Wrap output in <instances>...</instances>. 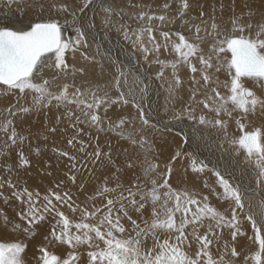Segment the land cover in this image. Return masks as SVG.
<instances>
[{
	"label": "snow or ice",
	"instance_id": "obj_1",
	"mask_svg": "<svg viewBox=\"0 0 264 264\" xmlns=\"http://www.w3.org/2000/svg\"><path fill=\"white\" fill-rule=\"evenodd\" d=\"M0 2L9 11L15 5L21 15L29 12L35 16L21 27L0 22V86L5 96L16 98L6 109L8 116L0 121V131L6 137L0 150V201L7 205L14 198L21 205L16 213L18 220L0 209V229L18 234L15 241L0 242V264H26L28 241L44 224L49 231L37 249L35 264H264V127L245 130L250 118L264 119V0H211L210 4L204 0H162L158 10L151 3L128 0L129 8L138 9L131 13L108 0H83L82 6L78 0ZM174 4L178 5L175 9ZM90 6L94 12L99 8L105 14V28L114 27L131 42L149 67L159 66L156 79L164 77L166 68L171 69L172 83L167 89L170 97L184 83L179 75L181 67L191 73L190 103L175 111L171 119L216 128L237 153H244L252 171L251 182L245 185L232 179L233 174L227 170L209 169L203 161L191 159L194 173L208 169L216 177L215 187L207 180L204 187L218 201L227 203V209L221 211L213 205L209 195L173 189L168 179L171 164L166 172H160L148 158L151 147L138 161L128 147L114 146L110 140L100 143L101 134H112L132 148L139 145L144 149V129H157V125L151 122L142 103L147 84L136 77L132 84L144 86L129 85L131 72L119 62L111 61L115 70L110 85L84 88L75 84L76 73L85 70L69 65L67 56L74 58L76 52L89 48V39H95L93 20L77 14ZM194 10L197 15H193ZM68 16L75 36L65 39L60 18L67 24ZM113 16L123 22L114 24ZM125 17L142 23L130 31ZM168 25L176 27L165 30ZM154 32H159L161 41ZM161 49L171 50L176 58L161 59ZM81 55L95 60L86 51ZM70 77L71 84L56 83ZM249 83L252 87L247 86ZM125 85H129L127 91ZM221 88L226 92L222 93ZM113 90L116 95H112ZM195 104L203 105L214 117L197 114ZM114 105L120 109L130 105L137 115L114 118L108 114ZM52 108L64 111L56 116L54 124H49L47 117ZM41 112L45 129L34 138L48 141L58 133L65 136L67 147H52L51 151L58 160L68 162L66 179L55 180L54 188L45 194L18 185L19 171L31 166L25 144L29 154L35 156H41L47 144L33 146L32 134H21L15 126L17 117L23 120ZM136 119L141 124L139 140L127 128ZM230 120L238 126L239 137H229ZM13 152L15 162L10 163ZM180 155L178 152L173 161ZM98 171H102V181L80 201L71 191V186L85 191L77 174L86 172L92 178ZM254 200L258 211L253 210ZM245 220L253 231L248 239L257 246L250 252L238 250V238L246 236ZM57 247H66V255L56 254L53 250Z\"/></svg>",
	"mask_w": 264,
	"mask_h": 264
},
{
	"label": "rangeland",
	"instance_id": "obj_2",
	"mask_svg": "<svg viewBox=\"0 0 264 264\" xmlns=\"http://www.w3.org/2000/svg\"><path fill=\"white\" fill-rule=\"evenodd\" d=\"M108 2L113 3V6L117 8L125 7L126 10L130 13L132 11H138V9H132L128 7V0H114V2L113 0H108ZM204 2L206 4H210L211 0H204ZM78 3L79 6H82L83 0H78ZM133 3H143V4L151 3L153 9L158 10V6L162 3V0H133ZM176 7H178V5L174 4L173 9H175ZM6 8L7 7H5L2 2H0V9L6 10V11H1L2 15L11 16L14 18L20 16V18H25V19H30V18L35 19V16L29 12H24V14L21 15L20 11L17 10L15 5H13L11 11H9V9ZM205 10L207 11L208 9L206 8ZM77 14L78 16H84L86 17V19L93 20L95 24V28L92 29L91 31L94 33L95 39H90V40L92 44L102 45V48H100L99 51L105 53L104 51L108 49V51L111 52V55H116L119 52L120 58L122 59L121 66L125 69V71L131 72V75L129 77V85L133 87L144 86L143 84L140 85L132 84V81L136 77H139L141 80L144 81V84H147L148 91L144 95L142 103H143L144 111L148 114L149 118L151 119V122L157 125V129H151V128L144 129L142 135H143V139L147 142L145 144L144 149H140L139 145H137L135 148H132L126 141H120L118 137L112 134H109L108 136L101 134L100 143L104 145L106 140H110L114 146L123 145L124 147H128L129 152L133 156H136L138 158V161H142L144 159L145 149L151 147V151L147 152L148 158L153 163H156L159 166L160 172H166L167 166L171 164L172 172L171 175L168 177V179L173 189L175 190L187 189L189 191L195 190L199 193L209 195V200L213 205L218 207L221 211L227 209L228 208L227 203L218 201L215 196L211 195L209 189H206L204 187L205 180H207L210 186L215 187L216 177L208 169H206L203 173H194L190 167L191 159L195 158L198 162L203 161L208 165L209 169H211L212 167H216L219 168L221 171L227 170L228 172H231L228 170L230 169V164H231V169H235V168L237 169L235 170V172H231L233 174L231 178L234 180H236L237 178L238 179L237 182L244 183L245 185L251 182L250 177L252 175V171L250 169V166L245 162L244 153L242 151L240 153H237L234 147L231 146L229 143H227L222 133L218 131L216 128H213L211 126L209 127L200 126L187 119H183L180 121H173L171 119L175 111L182 110L186 104L190 103L189 77L191 73L188 72L186 68L181 67L179 74L180 77L182 78V81H184V83L182 84L181 88L176 91L175 96L170 97L169 92L167 90L168 85L172 83L170 68L165 69L164 77L162 79L159 80L156 79L155 74L158 71L159 66L156 64H152L151 67H149V64L144 61L142 54L133 48L131 42L126 41L123 38V36L115 30L114 27L109 26V28H105L104 24L102 23L105 14L99 8H96L94 12L92 10V6H90L88 9L85 10L84 13L78 12ZM197 14L198 12L194 10L193 15H197ZM225 18H227V13H225ZM60 19H61V23L64 24V18L61 17ZM67 20L69 22L67 23L68 25L67 24L64 25H66V27L68 26L67 28L69 29H73L71 26V16H68ZM112 20L114 24H116L117 22H123L120 20V17L117 16H113ZM125 20H127L131 26L130 31L132 28H139L142 23L136 19H130L128 17H125ZM156 23L158 22H154V24ZM173 26L174 25L165 26V30ZM71 34L72 37L74 38V34L72 31L69 34H66L67 38ZM153 34L156 36L157 41L162 40L159 32H154ZM144 35H147V33H145ZM133 39H135V37H133ZM173 39H175V37H173ZM144 41L147 44V38L146 39L144 38ZM148 46L151 47V45ZM83 50L85 51V49ZM86 50H89V48ZM152 58L153 57H150L149 59L151 60ZM160 58L165 60H174L176 56L174 53H171V50H169V52H164V50L161 49ZM75 59L82 60V62H85L87 64L90 63L81 54H79L78 57H76ZM111 59L115 60L113 56H111ZM123 59H126L127 61ZM110 69L113 70V72L111 71L112 73L110 74V77H108L110 78L107 81L109 83L112 82L113 73L115 70L113 67ZM138 69L139 71H137ZM75 76L76 77L78 76L80 80L84 79V74H81L80 72H78ZM220 78L221 80H224L225 76L221 74ZM162 84L163 87L161 86ZM129 85L124 86L125 91H127ZM247 86L252 87L251 83H249ZM70 91L73 90L70 89ZM220 91L222 93L226 92V90L223 88H221ZM113 92H114L113 95L117 94L115 93L114 90ZM137 98L139 99L138 93H137ZM15 99L16 98L11 95L5 96L3 94V86H0V121L4 120L8 116L6 109H8L13 103H15ZM194 106L196 107L197 114L204 113L209 118L214 117V113L208 112L207 109L203 108V105L195 104ZM63 111L64 109L57 110L56 108H52V110L48 113V117H47L49 124H54L56 116L62 113ZM129 113L131 114L132 117H135L137 115L136 109L132 108L130 105L123 109H120L114 105L111 109H109L108 114L115 118L120 115H125ZM101 114L103 115L102 111ZM37 116L38 118H36ZM230 121L228 124L229 137L230 138L239 137L241 132L238 126L235 124L234 120H230ZM247 123H248V127L245 130H251V128L253 127H264V119L250 118V121ZM160 125L162 126L167 125V130L165 129L166 126L160 127ZM15 126L17 130L21 132V134H25V135L29 133L32 134L30 140L33 146H35L36 144H40L42 146L47 144V148H49L45 152H43L41 156H35L34 154H29L28 144H25L24 150L26 155H29L31 166L26 171L23 169L19 171L18 186L20 188L26 186L29 189V191L39 190L41 194H45L48 189L54 188L55 180L60 178L66 179L65 172L68 171V167H67L68 162L65 159L58 160V158L51 151L52 147H59L62 149L66 148L67 147L65 142L66 137L61 136L58 133L55 136H50L48 141H44L42 137L38 140L34 138L37 134L44 132L45 116L43 112L39 114L33 113L30 116L24 118L23 120L17 117L15 119ZM63 126L64 124L61 125V127ZM81 126L83 127V125ZM127 128L129 131L133 132L137 140L141 138V133H139L138 131L139 129H141V124L138 119H136L133 124L128 125ZM168 128H170L171 130ZM4 139H6L5 134L2 131H0V150H3ZM210 146L213 147L214 149L212 150ZM178 152L181 155L176 157V159L173 161L172 158L176 156ZM120 159L123 160L124 156H120ZM221 159L222 161L225 162L222 163ZM9 162L10 163L15 162V152L12 153V157ZM48 164H51V167H48L47 166ZM245 170L247 171L249 178L243 175V171ZM49 171L53 172V175L48 177L47 173ZM137 172L138 173L140 172L139 168H137ZM77 175H78V183L85 184L86 186L85 191L79 192L77 187L75 186H71V191L79 196L80 201H84L86 195H90L92 193L93 185L98 184L102 181V172L101 171L95 172L92 178H90L88 173L86 172L83 174L78 173ZM5 191L7 192V189H5ZM217 191H220L218 187H217ZM252 203L254 205L253 210L258 211V208L255 207L257 201L254 200ZM0 209H2L3 212L6 213L9 217L18 220L16 213L21 210V205L19 204L18 201H16L13 198L7 205H5L2 201H0ZM67 214L70 215L71 213H67ZM244 229L246 231V236L238 238L239 239L238 250L242 248L246 252L254 251L257 246L254 245L248 239V237L253 236V231L251 229V225L246 220L244 221ZM48 231H49V226L47 224H44L42 227L39 228L38 234L35 236V238H32L28 241V249L25 255L26 264H35V257L38 255L37 249L43 242V237ZM17 238H18V234L12 233L10 230L0 229V242H12L15 241ZM53 251L56 254L64 256L66 255L67 249L66 247H57Z\"/></svg>",
	"mask_w": 264,
	"mask_h": 264
},
{
	"label": "bare ground",
	"instance_id": "obj_3",
	"mask_svg": "<svg viewBox=\"0 0 264 264\" xmlns=\"http://www.w3.org/2000/svg\"><path fill=\"white\" fill-rule=\"evenodd\" d=\"M7 9V8H6ZM1 11H6L4 9H0V22H4V23H8L10 22L9 26L11 27H21V26H26L29 19H25V18H20V16L18 17H11V16H5V15H2L1 14ZM8 11V10H7ZM25 16V15H24ZM69 23V22H68ZM64 25V24H62ZM68 25V24H67ZM68 27V26H67ZM66 25H64V38L67 39V35L66 34H69L71 31L73 32L74 36H75V33H74V30L73 29H69L67 28ZM175 25L171 28H174L175 29ZM69 29V30H67ZM154 35V34H153ZM69 37H72V34L69 36ZM68 37V38H69ZM144 38L146 39L147 38V35H144ZM109 40V39H108ZM89 50H85L87 52V54L89 56H94L95 57V60H87L88 62L90 63H85V62H82V60H78V59H75L76 57H78L79 54H81V52H84V50L82 49L81 51H78L75 53V57L73 58V56L71 54H68L67 56V60H68V63L69 65H75V67L77 69L79 68H83L85 71H84V79L80 80L79 77L75 76V84L77 86H82L84 88H87V87H96V86H105V85H110L111 83L107 82L110 78V74L113 72V70H111L110 68H114V66L111 64V61L112 59H109V57L111 58V56H113L115 58V61L119 62V64L121 65L122 64V59L120 58V54L118 52V54L116 55H111V52L108 51V49H106V51H104L105 53H102V51H99L100 52V55H97V44H92L91 43V40L89 39ZM97 43V42H96ZM100 48H102V45H99V50ZM115 50V49H114ZM115 53V52H113ZM111 55V56H110ZM99 57H102V58H99ZM123 60H126V59H123ZM127 61V60H126ZM129 61V60H128ZM93 62V63H92ZM111 64V65H110ZM132 65V64H131ZM112 71V72H111ZM151 71V70H150ZM157 71V70H156ZM153 72V70H152ZM78 73V72H77ZM76 73V74H77ZM87 75V76H86ZM89 75V76H88ZM105 75V76H104ZM180 75V74H179ZM83 78V77H82ZM182 79V78H181ZM73 81L71 79V77L65 81L63 79L57 81L56 83L58 85H62L63 83H69L71 84ZM74 90V89H72ZM148 91V90H147ZM102 94V93H101ZM114 94V92L112 91V95ZM139 95V94H138ZM148 97V96H147ZM151 99V98H150ZM145 100V99H144ZM148 112V111H147ZM36 116V115H35ZM156 116V114H155ZM38 118V116L36 117ZM250 121V120H249ZM231 122V121H230ZM33 123V122H32ZM42 123V122H41ZM174 125V124H173ZM167 126V125H165ZM165 126H162L160 125V127H165ZM175 128V127H174ZM165 129L167 130V127H165ZM170 129V128H168ZM179 129V128H178ZM36 130V129H35ZM163 130V129H162ZM171 130V129H170ZM178 133V131H177ZM191 133V132H190ZM65 137V136H64ZM183 137V136H182ZM66 140V139H65ZM102 140V139H101ZM64 141V140H63ZM66 142V141H65ZM64 142V143H65ZM63 144V143H62ZM66 147V146H65ZM211 147V146H210ZM197 148V147H196ZM212 150L214 149L213 147H211ZM26 149V148H25ZM49 149V148H47ZM45 152V151H44ZM211 152V151H210ZM185 156V155H184ZM220 157V156H219ZM220 159V158H219ZM66 160V159H65ZM66 162V161H65ZM221 162L224 163L225 161H222L221 159ZM235 163V162H234ZM227 164V163H225ZM210 165V164H209ZM229 165V164H228ZM215 166V165H214ZM222 166V165H220ZM53 167V166H52ZM233 168V167H232ZM226 169V168H225ZM229 171L231 172H235V170H237L236 168L235 169H231V164H230V169H228ZM55 171V170H54ZM102 172V171H101ZM238 172V171H237ZM44 173V172H43ZM53 173V172H52ZM58 173V172H57ZM66 173V172H65ZM45 174V173H44ZM60 174V173H59ZM243 175L244 176H247V178H249V175L247 173V171H243ZM60 176V175H59ZM49 177V176H48ZM47 177V178H48ZM62 177V176H61ZM66 178V177H65ZM251 178V177H250ZM86 179V178H85ZM84 180V179H83ZM238 179L236 178V181ZM52 185V184H51ZM71 215V214H70ZM35 238V237H34Z\"/></svg>",
	"mask_w": 264,
	"mask_h": 264
}]
</instances>
